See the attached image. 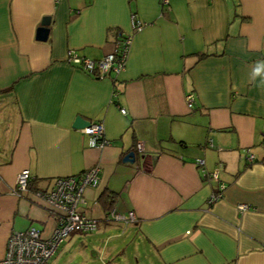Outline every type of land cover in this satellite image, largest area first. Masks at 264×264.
Returning <instances> with one entry per match:
<instances>
[{
  "label": "crops",
  "instance_id": "0c3cea01",
  "mask_svg": "<svg viewBox=\"0 0 264 264\" xmlns=\"http://www.w3.org/2000/svg\"><path fill=\"white\" fill-rule=\"evenodd\" d=\"M132 14L148 25L132 31ZM121 33L131 44L119 72L66 60L68 50L100 59ZM259 59L264 0H0V258L12 233L56 225L35 190L98 164L80 209L97 219L95 237L124 243L92 249L102 264H264V89L249 82ZM77 115L102 122L103 147L72 127ZM218 163L224 189L208 204ZM23 168L31 185L15 194ZM103 191L114 193L109 209L136 219H108ZM84 258L76 264L95 260Z\"/></svg>",
  "mask_w": 264,
  "mask_h": 264
},
{
  "label": "built area",
  "instance_id": "2783aa9c",
  "mask_svg": "<svg viewBox=\"0 0 264 264\" xmlns=\"http://www.w3.org/2000/svg\"><path fill=\"white\" fill-rule=\"evenodd\" d=\"M163 4L168 0H161ZM148 25L141 21L136 15L130 17L132 31H138ZM131 44V33H121L115 40L114 49L105 54L100 59H90L77 54L73 50H68L66 60L94 76H103L110 71L119 72L124 68L125 61ZM185 103L191 107L193 97L191 93L184 96ZM124 113V109H120ZM81 132L88 135L89 146L101 148L105 145L103 136V124L100 121L89 122L82 127ZM92 142V143H90ZM142 144L137 142L135 149L142 152ZM251 160L252 155L248 154ZM195 163L200 165L203 159L198 158ZM222 166L218 163L209 176L217 181L215 189L207 198V203L212 204L221 198L224 184L219 181L218 169ZM31 175L27 168L21 169L15 177L12 192L20 194L28 187ZM100 182V166L94 164L84 169L79 174L66 176H56L51 178L50 184L34 191V195L42 199L49 207L57 211L56 225L48 235H44L41 230L30 226L23 231H17L8 236L5 253L0 258V264H46L47 260L54 254L59 245L71 232H91L97 228L98 221L88 217L80 207L85 206L84 189L86 187H96ZM1 193V191H0ZM239 210L249 208L246 203L237 205ZM107 218L126 225L136 219L132 210L120 212L114 207L107 211Z\"/></svg>",
  "mask_w": 264,
  "mask_h": 264
},
{
  "label": "rangeland",
  "instance_id": "374dc122",
  "mask_svg": "<svg viewBox=\"0 0 264 264\" xmlns=\"http://www.w3.org/2000/svg\"><path fill=\"white\" fill-rule=\"evenodd\" d=\"M98 228H99V223L97 225V228L91 232H86V233L71 232L69 233L68 236L63 240V243H75L74 246L65 248L63 244L62 245L60 244V246L58 247V249H56L54 254L47 260L46 264H49L50 261L55 258L58 260L57 264H76V262L81 261L83 257H85L83 262H86V261L89 262L95 259L93 260L91 264H102V261L97 259V257L95 256V253L91 251L92 249H97L100 246H106V245L108 246L109 244H112V243H118L116 244V247H120L119 245L124 246V243L120 242L121 240L120 237L119 238H109L106 241L102 239V237L99 236L100 234H98L99 237L97 236L95 237V235L99 232ZM72 239H75V241ZM130 242L132 241L130 240L127 241V243H130ZM127 249L126 251H130L131 247H128ZM116 258H119V256L113 257V259H116ZM109 260L111 259L109 258Z\"/></svg>",
  "mask_w": 264,
  "mask_h": 264
},
{
  "label": "water",
  "instance_id": "95a60500",
  "mask_svg": "<svg viewBox=\"0 0 264 264\" xmlns=\"http://www.w3.org/2000/svg\"><path fill=\"white\" fill-rule=\"evenodd\" d=\"M48 24H49V17H43L42 21H41V25L37 28V33H36V38L37 39H41L44 40L47 36V32H48ZM89 124V121L84 119L82 116L77 115L73 122H72V127L75 128H82L84 126H87ZM122 160L124 162H134L135 160V153L133 150L127 151L123 157Z\"/></svg>",
  "mask_w": 264,
  "mask_h": 264
},
{
  "label": "clouds",
  "instance_id": "9594fccd",
  "mask_svg": "<svg viewBox=\"0 0 264 264\" xmlns=\"http://www.w3.org/2000/svg\"><path fill=\"white\" fill-rule=\"evenodd\" d=\"M249 82L253 83L255 87L264 89V59H259L253 63Z\"/></svg>",
  "mask_w": 264,
  "mask_h": 264
},
{
  "label": "trees",
  "instance_id": "16d2710c",
  "mask_svg": "<svg viewBox=\"0 0 264 264\" xmlns=\"http://www.w3.org/2000/svg\"><path fill=\"white\" fill-rule=\"evenodd\" d=\"M29 185H31V182L28 183ZM98 199L106 209H109L114 199V193L111 191H103L99 194Z\"/></svg>",
  "mask_w": 264,
  "mask_h": 264
}]
</instances>
